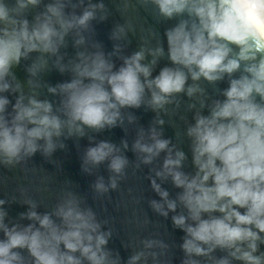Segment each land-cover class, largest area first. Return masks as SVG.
I'll return each instance as SVG.
<instances>
[{
	"label": "clouds",
	"instance_id": "9594fccd",
	"mask_svg": "<svg viewBox=\"0 0 264 264\" xmlns=\"http://www.w3.org/2000/svg\"><path fill=\"white\" fill-rule=\"evenodd\" d=\"M139 2L153 5L164 21H177L164 33L173 66L163 67L154 78L153 70L165 57L160 40L148 47L145 39L130 56L121 55L118 43L107 54L99 42L91 43L93 51L85 47L89 40L84 33L95 31L92 22L108 18L103 0H52L31 22L26 13L42 0H0V167L15 168L37 152L50 159L73 137L95 140L86 130L124 128L122 110L143 105L156 116L147 129H138L131 145L135 168L153 165L165 154L159 168L149 169L147 178L160 199L148 203L165 219L173 213V227L185 233L179 245L184 253L181 264H201L200 257L209 264H264V0ZM132 30L131 25L117 24L110 39H124ZM69 35L73 47L83 50L65 63L67 53L60 50L68 46ZM33 53L39 55L33 59ZM113 57L123 61L118 69ZM50 59L60 73H71L70 81L55 86L40 82ZM22 60H31L27 93L12 71ZM226 78L227 88L214 89L224 99L212 98L201 84L216 86ZM42 87L59 97L57 104L38 99ZM4 93H18L11 112ZM181 94L190 101L187 110H194V123L184 132L194 174L182 170L186 153L163 136L160 113L168 115L169 106L178 110ZM136 121L135 115L127 116L129 124ZM128 149L124 139L120 146L102 140L84 151L81 169L88 175L107 162V181L97 176L91 185L98 196L118 189L131 163L124 154ZM169 180L181 189L174 199L162 187ZM7 203L0 199V264H122L119 252L107 247L113 236L111 228L104 230L108 221L98 219L86 197L66 190L52 211L44 213L26 199L28 210L19 220L31 221L27 225L5 222ZM139 245L125 264H163L167 243L145 238ZM217 250L224 255L216 256Z\"/></svg>",
	"mask_w": 264,
	"mask_h": 264
},
{
	"label": "water",
	"instance_id": "95a60500",
	"mask_svg": "<svg viewBox=\"0 0 264 264\" xmlns=\"http://www.w3.org/2000/svg\"><path fill=\"white\" fill-rule=\"evenodd\" d=\"M7 2L11 4L14 0H7ZM50 2L52 0H42L39 7L32 8L26 13L27 19L31 22L38 12L44 11V5ZM92 2L98 3L100 0H92ZM126 2L128 4L127 9L124 7ZM103 3L108 9V18L102 22L98 20L93 21L92 26L95 31L84 33L89 40V44L85 45L89 51L94 50L90 46L91 43L99 42L103 45V51L107 54L112 52L113 45L118 43L123 48L121 55L130 56L144 45L145 39L148 41L146 45L148 47H155L157 40H160L163 43L165 57L160 59L153 70L152 78L158 75L163 67L173 66L167 58L168 45L164 33L166 29L176 24V20L164 21L163 18L159 17L158 10L153 5H142L139 0H103ZM85 4H87V0H85ZM66 11H71V9H66ZM76 11L79 14L81 9L78 8ZM117 24H122L126 28L128 25H131L133 30L128 32L126 38L113 41L110 39V35ZM150 33H155V36ZM66 40L68 46L60 50L62 54L67 53L65 63L69 59L75 58L77 50H83L73 47L71 35L66 37ZM37 55L39 54H31L33 59ZM112 59L116 69L123 63L117 57H113ZM150 60L151 57L149 56L143 63H147ZM30 63L31 60H22L19 66L12 69L17 79L24 86L26 93L29 91L27 86V79L29 77L26 67ZM71 78V73L65 72L62 74L52 67V60L50 59L49 69L42 73L38 79L42 84L55 86L58 83L70 81ZM189 83H191V80H189ZM201 84L208 90L212 98L224 99L214 89L216 87L219 89L227 88V78L224 81L218 82L216 86L208 85L203 81H201ZM38 91L40 93L38 99H48L54 105L58 103L59 97L49 94L46 87H42ZM2 95H6L11 101L7 109L11 112L12 104L15 103L18 93H4ZM180 99L183 102L178 110L173 111V106H169L168 115L160 113L165 120L163 136L164 138H170L174 144L186 153L187 160L184 162L182 170L186 173L194 174L195 168L192 164L190 141L184 135L188 124L194 123L192 119L194 110L192 112L187 110V103L190 101L187 100L188 98L185 95L181 94ZM122 111L125 117L124 128L117 126L105 129L99 133L86 130L89 136L95 137V140L90 142L88 136L83 138L73 137L64 140L66 147L64 149H57L50 159H46L40 152H37L26 163L18 165L15 168L7 169L0 167V199L9 201V203L3 206L8 212L5 222H19L27 225L31 221L19 220V214L28 210V205L23 204L26 199H31L37 203L38 208L36 211L39 213L50 212L59 202L63 192L71 190L81 197H86L87 206L93 208L97 213L98 219L108 221L104 230L111 228L113 236L107 247L119 252L122 264H125L133 251L140 250L142 246L139 245V241L145 238L163 240L169 245L166 255L161 257L163 264H181L184 253L179 245L182 243V237L185 233L173 227L171 221L173 213H170L169 217L165 219L153 212L148 203L151 199H160L152 190L150 180L147 178L150 174L149 169L153 167L159 168L162 165L165 154L162 153L153 165H141L140 169H136V156L131 151V145L136 138L138 129L140 127L147 129L155 118L156 113L150 109H146L143 105L138 109H123ZM130 114L137 117V121L133 124L127 122V116ZM203 114H208L207 109L203 111ZM124 139L129 144V149L124 154L131 161L129 167L126 169V176L120 181L117 190L110 191L104 196H98L92 190L91 185L95 182L97 176H103L105 181H107L110 175L107 162L101 164L98 169H94L92 175H88L81 169L83 153L89 146H95L99 141H109L120 146L121 141ZM162 187L169 191L170 198L173 199L181 191V189L175 188L170 180L163 183ZM239 210L242 213L244 212V209ZM216 215H219V213H216ZM3 238V233L0 232V239ZM125 245H129V247L125 248ZM260 251H264V245L260 246ZM214 254L218 257L224 255L219 250ZM24 255L27 256L26 250L24 251ZM197 259L201 260V264H209L207 258L200 257ZM149 264H151V261H149ZM234 264H241V262L234 261Z\"/></svg>",
	"mask_w": 264,
	"mask_h": 264
}]
</instances>
